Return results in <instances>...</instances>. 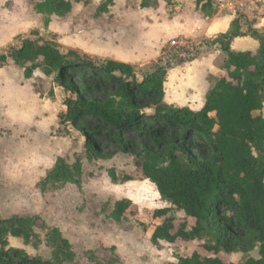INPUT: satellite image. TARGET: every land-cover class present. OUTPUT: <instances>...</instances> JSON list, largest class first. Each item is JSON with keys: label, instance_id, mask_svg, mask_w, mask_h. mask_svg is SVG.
I'll return each mask as SVG.
<instances>
[{"label": "rangeland", "instance_id": "obj_1", "mask_svg": "<svg viewBox=\"0 0 264 264\" xmlns=\"http://www.w3.org/2000/svg\"><path fill=\"white\" fill-rule=\"evenodd\" d=\"M42 1L45 0H0V54L21 47L25 39L41 38L56 43L65 54L76 52L99 66L108 61L130 64L140 82L165 57L173 65L164 85V101L173 107L195 105L201 95L228 74L227 59L220 46L204 45L218 34L180 36L167 41L191 22L187 16L185 22H166L186 6L195 13L196 6L190 0H184L181 8L173 0L162 2L154 13L141 9L140 0H113L112 5L108 2L109 12L103 15L97 12L107 0H90L86 5L75 4L66 17H52L48 29L44 17L34 9ZM199 14L204 18L203 13ZM237 18L245 34L257 30L264 35V0H213L211 19L221 31ZM204 33L210 34L212 30L206 32L202 26L197 35ZM173 42L186 51H179L178 47L170 49ZM255 42L248 37L237 46L257 53ZM180 61L187 62L180 64ZM193 62L196 65L189 68ZM181 67L189 69L180 70ZM68 96L53 78L41 71L27 80L23 70L12 62L0 66V216L8 219L14 215H39L47 226L58 228L69 243L65 245L37 228L28 242L9 237V245L54 264H176L177 258L194 252L208 255L203 244L212 242L210 235L190 243L181 240L175 244L161 241L158 246L151 243L150 235L156 226L168 217H174L179 225L185 214L171 211L165 218L153 219L155 211L171 205L161 199L153 183L143 179L134 155L116 153L111 160L94 162L85 158L82 132L70 124H61ZM260 115L264 117V109L254 113ZM82 123L88 125L85 120ZM125 138L134 142L136 150H141V141L132 130ZM103 144L107 152H114L112 143ZM60 157L71 164L82 160L84 184L81 189L67 185L43 195L40 182ZM112 168L119 178L131 176L134 180L114 184L108 174ZM122 200L132 203L140 221L147 224V231L137 221L117 223L107 217L114 203ZM105 204L110 206L104 209ZM188 222L190 226L195 223L193 219ZM249 257L258 258V249L250 254L220 255L226 264H244Z\"/></svg>", "mask_w": 264, "mask_h": 264}, {"label": "trees", "instance_id": "obj_2", "mask_svg": "<svg viewBox=\"0 0 264 264\" xmlns=\"http://www.w3.org/2000/svg\"><path fill=\"white\" fill-rule=\"evenodd\" d=\"M89 1L45 0L34 9L44 17L48 29L52 17H66L75 4ZM140 1L145 10L169 0ZM108 2L113 4V0L104 2L97 15L109 12ZM196 8L212 17L213 0H196ZM244 37L258 42L257 53L233 50V42ZM204 45L220 46L228 74L208 92L200 111L165 103L164 85L172 64H164L163 58L140 82L129 64L108 61L99 66L39 38L25 39L21 47L0 54V66L12 62L27 80L41 71L69 94L61 124L82 132L89 162L111 160L116 153L138 159L135 166L143 179L153 183L161 199L171 205L155 211L153 219L165 218L171 211L185 214L179 225L168 217L156 226L150 235L153 245L212 237V242L203 244L208 255L194 252L177 258L176 264H226L220 258L222 253L250 254L255 249L258 258L249 257L244 264H264V117L254 116L264 109V35L257 30L245 34L237 18L227 33ZM129 130L140 139L141 150L125 138ZM103 142L112 143L114 152H107ZM108 174L116 185L134 180L131 176L119 178L114 168ZM84 178L81 159L71 164L60 157L41 180L40 192L45 195L67 185L81 189ZM109 206L105 204L104 209ZM107 217L117 223L134 220L148 230L129 200L115 202ZM189 219L194 225L190 226ZM37 228L69 245L61 231L47 226L39 215L0 216V264H54L9 245V237L28 242Z\"/></svg>", "mask_w": 264, "mask_h": 264}, {"label": "crops", "instance_id": "obj_3", "mask_svg": "<svg viewBox=\"0 0 264 264\" xmlns=\"http://www.w3.org/2000/svg\"><path fill=\"white\" fill-rule=\"evenodd\" d=\"M184 0H174L173 3L174 4H179V8H181L182 3H183ZM194 6H196V0H190ZM176 9V12H178V9ZM144 11H147V12H150L152 11L154 13V9H145ZM197 8H196V12L194 13L193 10H191L190 6H186L185 9L179 13V14H176L175 17L170 20V19H167L166 22L169 23V22H177L178 20H180L181 22H185L184 19L185 17L187 16L188 18H190L191 22H188L187 23V26L185 27H181L180 30H178L173 36H171L170 38L165 39L167 41L171 40V39H174V38H177V37H199V36H203L205 35L206 37H209L211 34H218V35H221V34H225L229 31L230 27L229 26L226 30H222L221 31V28L219 27V25H217L215 22H214V19H211V17H206L204 16V18H202V16L197 12ZM56 17V16H54ZM202 26H205L206 27V32H209L210 30H212V33L210 34H207V33H204L202 35H197L198 32L200 31V28ZM248 37H244V38H238L236 39L233 44H232V48L233 50L235 51H238V52H246L247 50L243 49V48H239L237 46L238 42L239 41H242V40H245L247 39ZM256 43V42H255ZM240 45V44H239ZM257 48L256 50L259 48V44L257 42ZM118 62V61H117ZM121 63H124V62H121ZM197 62H193L192 64L188 65L189 68H191L192 66L194 67L196 65ZM127 64V63H126ZM130 65V64H129ZM189 68H184V67H181L180 70H183V69H186L188 70ZM168 77V76H167ZM166 83V82H165ZM209 92V91H208ZM208 92L205 94V95H201V98L199 97L197 99V103L195 105H182L180 104L178 107L179 108H183V107H187L189 109H191L192 111H200L201 109H203V107L205 106L206 104V97L208 95ZM172 104H174V102H170Z\"/></svg>", "mask_w": 264, "mask_h": 264}, {"label": "built area", "instance_id": "obj_4", "mask_svg": "<svg viewBox=\"0 0 264 264\" xmlns=\"http://www.w3.org/2000/svg\"><path fill=\"white\" fill-rule=\"evenodd\" d=\"M177 47H178V50H179V51H181V50H182L183 52L186 51V48L183 47V46H181L179 43L176 44V42H173L172 44L169 45V48H170V49H173V50L177 49ZM162 58H163V57H162ZM163 61H164V64L167 63V61H165V57L163 58ZM168 62H170V63L173 65L172 60H168ZM186 62H187V61H186ZM186 62H185V63H186Z\"/></svg>", "mask_w": 264, "mask_h": 264}]
</instances>
